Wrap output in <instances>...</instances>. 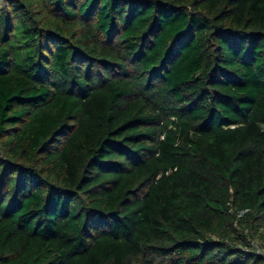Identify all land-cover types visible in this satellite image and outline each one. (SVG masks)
<instances>
[{
    "label": "trees",
    "instance_id": "obj_1",
    "mask_svg": "<svg viewBox=\"0 0 264 264\" xmlns=\"http://www.w3.org/2000/svg\"><path fill=\"white\" fill-rule=\"evenodd\" d=\"M0 264H264V0H0Z\"/></svg>",
    "mask_w": 264,
    "mask_h": 264
},
{
    "label": "built area",
    "instance_id": "obj_2",
    "mask_svg": "<svg viewBox=\"0 0 264 264\" xmlns=\"http://www.w3.org/2000/svg\"><path fill=\"white\" fill-rule=\"evenodd\" d=\"M256 247H257L258 252H260V253L263 252L258 246H256Z\"/></svg>",
    "mask_w": 264,
    "mask_h": 264
}]
</instances>
